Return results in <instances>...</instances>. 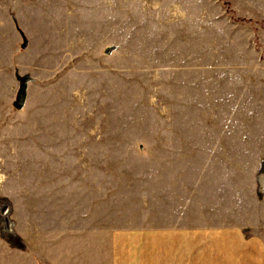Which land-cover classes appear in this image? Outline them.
Returning a JSON list of instances; mask_svg holds the SVG:
<instances>
[{
  "label": "rangeland",
  "instance_id": "rangeland-1",
  "mask_svg": "<svg viewBox=\"0 0 264 264\" xmlns=\"http://www.w3.org/2000/svg\"><path fill=\"white\" fill-rule=\"evenodd\" d=\"M178 260L264 264V0H0V264Z\"/></svg>",
  "mask_w": 264,
  "mask_h": 264
},
{
  "label": "crops",
  "instance_id": "crops-1",
  "mask_svg": "<svg viewBox=\"0 0 264 264\" xmlns=\"http://www.w3.org/2000/svg\"><path fill=\"white\" fill-rule=\"evenodd\" d=\"M195 236L196 235L193 236L192 234L175 235L174 240H175L176 245L174 248L176 249V246H177V251L179 253L184 252L186 254V256H187V251H189V252L193 251L196 253L197 252V249H196V242H197L196 240L197 239ZM182 241L184 242V244H181V245H183V247L178 244L179 242H182ZM194 257H195V255H194ZM178 262H179V264L182 263V261L180 262V260H178Z\"/></svg>",
  "mask_w": 264,
  "mask_h": 264
},
{
  "label": "water",
  "instance_id": "water-1",
  "mask_svg": "<svg viewBox=\"0 0 264 264\" xmlns=\"http://www.w3.org/2000/svg\"><path fill=\"white\" fill-rule=\"evenodd\" d=\"M26 44L24 42L22 48H25ZM26 102V80L25 78L20 79V86L16 93L15 101L13 102V107L15 110H21Z\"/></svg>",
  "mask_w": 264,
  "mask_h": 264
}]
</instances>
